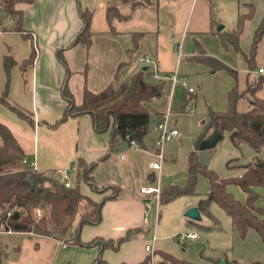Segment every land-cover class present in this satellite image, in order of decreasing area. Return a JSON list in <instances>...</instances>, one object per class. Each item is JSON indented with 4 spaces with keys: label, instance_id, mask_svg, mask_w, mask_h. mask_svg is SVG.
<instances>
[{
    "label": "crops",
    "instance_id": "crops-1",
    "mask_svg": "<svg viewBox=\"0 0 264 264\" xmlns=\"http://www.w3.org/2000/svg\"><path fill=\"white\" fill-rule=\"evenodd\" d=\"M111 1L19 2L17 8L23 11L24 26L33 32L34 39L0 28V92L7 81L4 56L11 54L16 63L11 68L9 98L28 110L34 123L2 104L0 119L12 129L27 159L37 169H77L79 157L88 164L97 161L90 175L93 183L101 188L106 186V189L98 191L84 181L81 190L95 200L108 196L102 207V219L94 224H85L79 236L75 234L77 221L62 238L31 232L11 233L25 236L16 238L12 245L4 242L5 246H0L3 264H95L102 251L100 244L84 245L82 242L99 237L119 238L134 229L139 231L119 250L105 249L103 255L110 264L137 263L146 257L145 246L152 240V237L148 238L152 229L143 222L144 194L140 187L153 179L154 172L148 165L153 155L125 141L111 151L110 132L98 131L88 113L70 116L54 125L68 105L62 89L67 70L58 58V49H62L67 61L70 70L67 82L77 103L82 102L86 87L98 92L111 82L121 84L144 66L149 68L152 79L164 82L163 94L144 102L153 117L151 131L143 143L147 149H153L158 136L156 124L166 112L170 114L172 127L179 129L174 139H179L178 116L192 111L193 104L198 108L199 94L206 103L207 114L208 106L222 111L228 108L229 91L234 85L238 84L240 90H245L249 82L262 74L257 70L264 67V37L258 47L255 65L251 67L243 53L236 51L232 45L223 44L217 32L227 27L216 12L217 2L221 0H150L135 8L132 2H119L117 9L123 17L115 16L110 23L108 5ZM79 4L92 11L90 44H72L83 26ZM263 15L264 0H256L255 15L241 35V47L246 53L250 51L254 30ZM139 32V42L134 47L133 38ZM197 41L201 46L197 45ZM34 45L37 48L36 58L28 62ZM132 47L134 49L130 50ZM202 51L238 70V78L225 69L211 71L205 62L197 58ZM141 57H149L151 62L141 61ZM117 72L119 76H116ZM174 73L178 74L179 80L174 81ZM191 87L193 90H190ZM207 88L212 90L213 96H206ZM186 93L188 104L182 111ZM256 94L264 98V85ZM238 106L240 110H247L250 100L242 98ZM173 119L176 121L173 122ZM205 121H201L202 127L197 131L189 154L200 151L196 148V138ZM218 128L221 129L220 126ZM107 153L109 155L101 159ZM248 161L240 158L236 164ZM76 169L72 171V177ZM241 171L239 168L237 174ZM187 178L188 170L185 181H173L168 177L162 180V185H183ZM229 189L239 199H245L246 193L240 186L233 184ZM257 190L261 193L258 204L264 207V187H257ZM114 191L116 195L111 197ZM199 201L188 200L187 208L199 206ZM249 231L254 243L247 254L250 257L246 264L264 263V241L254 228Z\"/></svg>",
    "mask_w": 264,
    "mask_h": 264
},
{
    "label": "trees",
    "instance_id": "trees-1",
    "mask_svg": "<svg viewBox=\"0 0 264 264\" xmlns=\"http://www.w3.org/2000/svg\"><path fill=\"white\" fill-rule=\"evenodd\" d=\"M33 0H0V28L6 32H14L25 38H33V32L24 26L23 11L17 8L19 2H31ZM119 2H132L133 7L142 5L150 0H113L108 5V18L123 17L118 11ZM80 3V0H78ZM239 11L237 26L233 29L217 31L225 46L232 45L238 52L243 53L251 67L255 65L256 55L260 41L264 37V15L254 30L251 48L248 53L241 47V35L247 23L254 17L256 12L255 0H238ZM246 8V9H245ZM80 15L83 26L78 31L72 44L79 42L91 43V17L92 11L84 9L79 4ZM13 19L10 23L9 20ZM140 34L134 35V47L139 42ZM197 45L201 46L197 41ZM132 47L130 50H133ZM58 49V58L67 70L66 79L63 84V95L68 101L66 111L54 124L58 125L70 116L90 114L98 131H109L111 135V151L116 149L118 143L125 141L131 144L132 140H138L142 145L146 135L151 131L153 117L144 102L159 97L164 92V82L151 78L149 68H141L130 78L126 79L120 86L111 82L104 89L95 92L86 87L83 100L77 103L74 94L67 82L69 68L67 61ZM37 55V48L33 46L32 54L28 62H33ZM197 58L205 62L211 71L225 69L238 78V70L215 56L205 54ZM16 60L11 54L4 56V66L7 72V81L3 91L0 92V105H5L21 117L34 123L31 113L11 101L9 89L11 81V68ZM123 63H121L122 65ZM116 76H119L117 72ZM264 85V74H260L253 82H249L245 90H240L236 84L229 91L228 108L216 111L208 106L209 120L203 123V128L196 138V148L200 142L218 124L224 132H230L233 145L242 151V145L249 146L255 153L252 158L244 164H236L239 157L231 158L228 162L236 164L241 168L240 174L228 177L221 176L215 169L199 162V153L192 151L188 158V178L185 184L170 183L163 187L162 203L172 200L179 195L195 193L198 175L204 173L210 180V191L199 201L202 211H209L212 202L219 203L231 215L233 226L241 237H245L250 228H254L264 241V207L258 204L261 193L257 187H264V157L258 155L264 148V98L259 97L256 92ZM242 98L250 100L247 110L239 109V101ZM188 94L182 100L181 110L187 107ZM133 135L130 138V135ZM105 154L101 159L107 157ZM97 164H88L85 159L79 157L77 169L73 176L72 186H66L62 181L53 176V170L47 171L35 169L27 159L26 153L18 141L12 129L0 119V227L2 223L9 225L17 232H32L38 235H47L62 238L74 226L78 219L75 234L85 224H94L102 219V207L108 196L102 200H95L81 190V183L88 182L98 191L103 188L93 183L90 175L91 169ZM56 170V169H55ZM238 185L246 193L244 200L239 199L229 189L230 185ZM116 195L113 192L111 197ZM41 207L44 211L42 217H37L35 209ZM9 211H12L9 215ZM212 227L210 225H204ZM139 230H129L119 238H95L84 245L100 244L102 251L96 259L95 264H110L104 258L103 250H119L122 244L131 239ZM159 254L158 264H203L193 262L176 256L175 254L156 249ZM225 263L213 260L211 264H244L238 259L225 258ZM0 259V264H3ZM119 264H152V256L147 252L146 257L137 263L122 262ZM254 264H264L259 261Z\"/></svg>",
    "mask_w": 264,
    "mask_h": 264
},
{
    "label": "rangeland",
    "instance_id": "rangeland-1",
    "mask_svg": "<svg viewBox=\"0 0 264 264\" xmlns=\"http://www.w3.org/2000/svg\"><path fill=\"white\" fill-rule=\"evenodd\" d=\"M238 11V0H235L234 4L233 0H221L217 2L216 12L219 14V17H222L223 23L227 26L224 30L233 29L237 26ZM121 84L116 86H120ZM212 93V90L207 88L206 96L209 95L211 97L213 96ZM198 102L197 109L193 104L192 111L178 116L177 124L181 130L179 139L173 138L164 144L166 159L162 170L161 182L168 177L178 182L186 180L188 154L192 149L191 147L193 146L198 129L202 127L201 121L204 119L206 121L209 120L206 103L202 101L200 94L198 95ZM174 121L176 119H173ZM170 122L171 119H169ZM170 126L172 127L171 123ZM253 154L254 152L247 145H243L242 151L236 148L231 141L230 132L226 131L224 132V137L216 145L214 156L209 166L223 177L236 175L239 167L236 164H230L228 161L236 157H240L243 161H248ZM171 155L174 157H170ZM259 155L264 157V148L259 152ZM152 159L158 160L157 157H153ZM210 184L209 178L204 173H199L195 193L182 194L162 203L160 219L156 227L157 240L155 248L157 251L165 250L178 257L203 264H211L213 260L222 259L223 257L238 259L246 264L247 258L250 257L247 254L250 251L251 244L254 243L251 240L250 231L248 230L244 238L241 237L233 226L231 215L224 207L215 201L212 202L208 212H201V220H191L185 214L188 209L186 202L188 200L199 201L205 197ZM81 186H83V182ZM76 220L78 221V219ZM189 231H197L198 237L194 239L186 238L180 241L178 234ZM152 234L153 232L148 233L149 240ZM23 236L25 235L21 233L11 234L2 232L0 233V246L4 247V242L12 245L16 238H22ZM154 260L158 264V253L154 255Z\"/></svg>",
    "mask_w": 264,
    "mask_h": 264
},
{
    "label": "built area",
    "instance_id": "built-area-1",
    "mask_svg": "<svg viewBox=\"0 0 264 264\" xmlns=\"http://www.w3.org/2000/svg\"><path fill=\"white\" fill-rule=\"evenodd\" d=\"M12 21L13 19L9 20V22ZM140 60L144 62H151V59L149 57H141ZM257 71L259 73L264 74V67H259ZM172 77L174 81L180 79L177 73H174ZM190 90H193V88L191 87ZM169 115V112H166L156 124L155 128L158 131V136L153 143V149L145 148L138 140H132L131 142V146L142 148L147 152L151 153L153 157L158 158V160L151 159L148 162L149 168L152 169L154 172L153 179L148 183L142 184L140 187L141 193L144 194L143 222L144 224L150 226V230L152 229L153 232L152 240L148 242L145 246L146 251L152 256V264H156L154 260V255L156 254L155 242L157 240L156 227L160 219V211L162 205L163 185L161 182V176L164 161L166 159V155L164 152V144L179 134L178 128H173L169 125ZM34 168L37 169L36 167ZM74 169H76V167L57 168L56 170H53L52 174L58 180L62 181L66 186L70 187L73 184L72 171ZM35 212L37 214V217L39 218L44 215V211L41 207H37L35 209ZM11 213L12 211H9L8 214L11 215ZM2 232L15 233L17 231L13 230L9 225L2 223L0 227V233ZM178 237L180 241H183L186 238L194 239L198 237V232L189 231L186 233L178 234Z\"/></svg>",
    "mask_w": 264,
    "mask_h": 264
},
{
    "label": "water",
    "instance_id": "water-1",
    "mask_svg": "<svg viewBox=\"0 0 264 264\" xmlns=\"http://www.w3.org/2000/svg\"><path fill=\"white\" fill-rule=\"evenodd\" d=\"M222 26H220L221 28ZM144 69H147V66H144ZM217 124L213 130L200 142L199 144V162L202 165H208L214 156L213 148L216 147L218 142L224 137V133L221 129L218 128ZM132 134L130 138H132ZM186 216L190 217L193 220H201L202 213L201 209L197 205L190 206L186 211ZM226 259L223 257L220 262L225 263Z\"/></svg>",
    "mask_w": 264,
    "mask_h": 264
}]
</instances>
